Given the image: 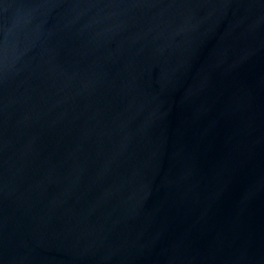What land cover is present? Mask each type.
Here are the masks:
<instances>
[{
	"label": "water",
	"instance_id": "95a60500",
	"mask_svg": "<svg viewBox=\"0 0 264 264\" xmlns=\"http://www.w3.org/2000/svg\"><path fill=\"white\" fill-rule=\"evenodd\" d=\"M0 264H264V0H0Z\"/></svg>",
	"mask_w": 264,
	"mask_h": 264
}]
</instances>
